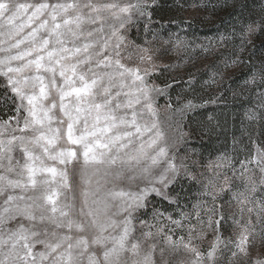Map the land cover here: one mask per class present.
I'll list each match as a JSON object with an SVG mask.
<instances>
[{"label": "snow or ice", "instance_id": "snow-or-ice-1", "mask_svg": "<svg viewBox=\"0 0 264 264\" xmlns=\"http://www.w3.org/2000/svg\"><path fill=\"white\" fill-rule=\"evenodd\" d=\"M155 3L0 0V103L10 101L15 112L0 119V264H157L158 248L160 264H172L165 253L181 249L187 256L178 264H219L225 252L228 264L241 258L243 264H264V259L248 260L255 239L264 243V147L259 143L252 141L254 151L240 160L239 169L229 161L233 176L243 182V191L233 194L240 212L255 204L247 207L245 223L233 220L241 229L235 239L223 238V213L216 218L217 192L230 188L226 174L223 186L212 184L202 193L213 202L207 213L197 203L193 212L181 210L174 218L152 205L155 196L179 209V193L174 196L170 185L181 169L190 176L188 165H178L170 155L156 118L153 94L164 89L148 82L157 70L151 47L157 36L151 27ZM136 17L146 18L145 37L153 36L145 46L126 35ZM262 30L264 19L249 20L239 32L241 44ZM181 43L177 35L174 46ZM133 55L148 66L123 62ZM249 82L264 108V66ZM77 165L83 185L79 212L74 201L61 199L70 187L69 168L75 172ZM256 170L259 184L247 175ZM120 181L128 187L118 186ZM258 191L261 196L255 197ZM150 205L153 223L140 219L147 230L137 235L135 214L146 215ZM185 227L188 236L176 239L175 230ZM205 229L214 233L206 252L194 243Z\"/></svg>", "mask_w": 264, "mask_h": 264}, {"label": "rangeland", "instance_id": "rangeland-1", "mask_svg": "<svg viewBox=\"0 0 264 264\" xmlns=\"http://www.w3.org/2000/svg\"><path fill=\"white\" fill-rule=\"evenodd\" d=\"M119 2L123 4L128 0ZM262 6L264 0H156L152 9L154 23L151 27L157 36L151 47L156 53L157 70L151 74L148 82L164 89L162 95L153 94L156 118L170 146V155L175 154L178 165L181 162L188 165L190 176L184 175V169H181V175L170 185L174 196L179 193V209L158 197L150 199L152 205L165 210L166 215L171 213L174 218H179L181 210L193 212V205L197 203L201 204L202 213H207L213 207V202L211 196L202 193L206 186H223L226 174L230 188L225 187V191L217 192L215 202L216 218L219 219L220 213H223L221 233L225 240L235 239L241 230L233 220L245 223L248 219L247 207L255 206L254 202L245 205L244 213L240 212L241 205L233 199V194L243 191V182L233 176L228 165L231 161L239 169L240 160L254 151L252 141L264 147V108L259 106L261 101L249 82L251 74L258 73L264 66V30L247 37L243 45L239 36L242 25L249 20L264 19ZM145 22L146 18L136 17L126 29L129 40L140 46H145L146 38L153 41L151 34L145 37ZM177 35L182 43L175 47ZM129 50L134 51V45H130ZM123 62L129 67L139 65L141 69L148 66L141 64L136 55ZM3 93L4 89H0V96ZM189 102L192 106L186 107ZM253 110L256 118L250 120L249 114ZM10 115H15L14 105L10 101L0 103V119L7 120ZM16 156L20 154L17 152ZM217 163L223 166L215 168L213 165ZM216 173L220 175L217 177ZM247 175L253 176L259 184L258 170ZM69 180L70 187L63 190L61 199L74 201L79 212L80 191L83 188L79 165L75 172L70 166ZM136 183L142 182L138 180ZM118 186L128 187V182L120 181ZM250 196L251 193L245 192V197ZM259 196L261 193L258 191L255 197ZM152 205L146 215L143 210L135 214L138 218L133 223L137 235L147 230L141 226L140 219L153 223ZM204 219L207 220V215ZM255 219L253 215L252 220ZM163 223L175 228L167 220ZM188 223L185 221L186 225ZM191 224L196 226L198 233L200 226L194 215ZM180 235L186 238L188 228L176 229L175 238L178 239ZM213 238L214 233L205 229L203 239H196L194 243L206 252ZM250 252L249 262L255 258L264 259V243L259 237L255 239ZM229 255V252H225L219 264H228ZM186 256L182 249L172 256L165 253V258L172 264H178ZM154 259L160 264L159 248ZM232 264H243V258L233 260Z\"/></svg>", "mask_w": 264, "mask_h": 264}]
</instances>
